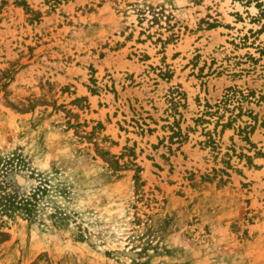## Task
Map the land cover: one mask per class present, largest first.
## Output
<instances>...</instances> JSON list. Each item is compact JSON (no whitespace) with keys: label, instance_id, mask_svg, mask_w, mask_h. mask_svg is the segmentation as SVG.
Here are the masks:
<instances>
[{"label":"rangeland","instance_id":"374dc122","mask_svg":"<svg viewBox=\"0 0 264 264\" xmlns=\"http://www.w3.org/2000/svg\"><path fill=\"white\" fill-rule=\"evenodd\" d=\"M1 179L0 264H264V0H0Z\"/></svg>","mask_w":264,"mask_h":264},{"label":"trees","instance_id":"16d2710c","mask_svg":"<svg viewBox=\"0 0 264 264\" xmlns=\"http://www.w3.org/2000/svg\"><path fill=\"white\" fill-rule=\"evenodd\" d=\"M45 183L44 181H41ZM40 182V187L43 186ZM9 183L0 180V214L7 217H15L20 215L25 220L32 223L38 216V192H44L46 189L37 187L34 191L28 193H19L18 189L7 190ZM58 213H61L58 211ZM57 215V214H55ZM66 216V215H65Z\"/></svg>","mask_w":264,"mask_h":264}]
</instances>
